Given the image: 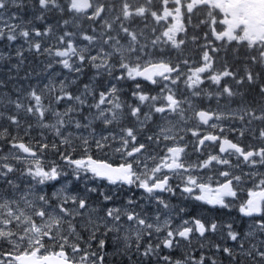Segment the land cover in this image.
Segmentation results:
<instances>
[{
  "label": "rangeland",
  "instance_id": "rangeland-1",
  "mask_svg": "<svg viewBox=\"0 0 264 264\" xmlns=\"http://www.w3.org/2000/svg\"><path fill=\"white\" fill-rule=\"evenodd\" d=\"M4 1L5 0H0V6L4 4ZM54 1L56 2V0ZM193 1L195 3H198L200 0H193ZM6 2L10 4L11 0H6ZM58 5L59 7L61 6L60 2H58ZM48 7L50 9L49 5ZM218 8L220 10H223V12L229 16V13L224 5H221ZM125 11L126 12L131 11L130 7H127ZM42 12H50V11L47 9ZM160 12L161 14L157 18V23L160 24L162 28V31L159 35L161 43L166 46L170 45L172 48L171 50H173V48L175 47H177L178 50L179 49L182 50V45L186 41V39H184L182 42L181 40H179L183 32L181 29L180 31H178L179 23L176 22V24H178V27L176 26V31L174 32H173V29L166 28L165 22L169 20L166 17L167 12L165 10H161ZM21 14L22 12L20 10H15L12 14L6 15L5 12L3 13V9L0 7V31L5 30L6 28H10V26L14 24L20 23V21L18 23H16V21L20 18ZM121 14L123 15V13ZM105 17L108 18V17H111V15L108 13L105 15ZM104 20L105 18H103L102 22H104ZM31 24H32V19L29 18V26ZM239 24H241L239 19L236 20V17H233V28H236ZM102 25L103 24H101L100 26ZM110 28H112V26H110ZM45 29L55 30V29H59V27L57 24H54V26H52L50 23L43 22L40 29H33L32 31L41 32V31H44ZM56 35L57 33L55 32V34L51 38L53 39L54 37H56ZM249 38L253 39V36H250ZM52 39L51 40L46 39V41H43L41 43V46L47 49L49 46V42L52 41ZM82 40H85V38ZM230 40H233V38L231 37ZM96 41H98V39H96ZM115 42L116 41H114V44ZM37 43L38 42H35L34 44L37 45ZM25 44L27 46H31L32 48L37 49L36 46L32 43V37L30 34H29V38L25 40ZM114 44L110 45V50H103V48L99 46L95 47V50L98 52L96 59L98 60L101 69L105 67L107 68V70H104V72H107V73L113 72L118 66H120L121 69L119 70L117 75L120 76L122 79H131V73L134 70L139 69L145 65L155 64L156 62H158L157 58H154L152 55L146 54L144 56V53L141 52V55H140L141 63H140L139 56L136 55L135 52L133 54V51L130 49L128 45L126 46L124 44H120L116 42V45L114 47ZM81 49L82 47L77 50L79 51ZM217 55L218 54L216 50L212 54H209V51H205L204 53H202L201 56H199L197 61L192 60V62H189L190 68L187 72H185L186 73L185 75L179 74V76L177 75L172 78L168 77L163 82H157V86H161L162 89L159 91L160 105L155 106L154 111H157L160 122L161 123L164 122L161 125L159 123L160 127L164 126L165 128H168L171 130L170 133L166 132V137L170 138L175 132H181L184 130L186 123L188 122V120L185 118V109L189 110L188 113L193 112V108L191 106L192 101L189 99L196 98L195 95H192V91L194 90L195 83L199 81V75L202 74V70L204 68L207 69V71L209 70L210 67H207V64H212V67L209 73L213 75L217 72V70L213 68V64H217L219 61L222 60V58L220 56L217 57ZM125 57L127 58L125 59ZM47 58H48V55H47ZM70 59L71 58L68 57L67 54L64 55L61 53L54 52L48 58V60L49 62L50 61L53 62V64H55L58 67L57 71L52 72L50 68L46 70L44 68L43 70L38 69L36 74L29 76L27 78V82L34 81V84L38 83L39 80L43 78L45 86L47 87V85H50L47 91H40L38 93L36 90H33L28 94L32 99L31 104L28 107L30 110L36 107L35 111L41 112L40 111L41 106H39V101L36 99V97L40 93H43V95L48 100H54L55 88H64V84L66 82L71 81L72 79L70 78L71 74L68 72L69 67L65 65V63H67ZM111 59H116V60L120 59L119 65L117 66L115 62H111L110 61ZM41 72H42V75L37 80ZM254 72L255 73L258 72L259 74H257V77L262 78L264 80L261 72H259L258 70L256 71L254 70ZM203 77L204 79L212 78L216 80V78H213L207 75ZM182 78L184 80V85L190 91V94L188 95L189 97H184L186 100H180L179 102H177L179 98H176L175 96L176 92H174L171 89V87H174V84L177 83L178 81L182 82ZM167 89L170 90L169 93H167L168 91ZM116 91H118V89L114 88V80H112L109 88L107 86L106 91L104 93H102V90L99 89L95 93H93L92 91L93 95H91V98H89L85 94L82 96L83 98L80 100L77 98H72V103L73 105H75V107L73 109L74 113L70 116V118L67 119V121H65L67 118L66 116H68V114L70 113V108L66 107V114L62 120H58V125L56 123L53 124L51 122L50 124H47L45 126L47 129H44V131H46L47 133L48 132L50 133V136L54 140V143L59 144L61 146L60 148L61 150L63 149L69 150L67 153V156H63L62 152H61V156L64 159L63 161H68L69 164L68 165L65 164L68 167V170H70V165L71 167L75 165L72 176L59 172L61 171V169H60V166L58 165L55 167L52 166L51 170L44 171L43 169H41L42 163L40 162L42 160L40 158H37L35 156H26V155L21 156L17 154L15 150L10 151V149L4 148L6 150V153L3 152L0 154V164H2V161H4L5 163H11L12 166L10 167L6 165V167H3V168L0 167V176L4 174H7V175L13 174L16 177V179H13V182L5 184L4 186H2V188L0 187L1 189L0 190V215H2V219H1L2 223L8 222L10 227L17 230L19 225L21 224L27 225V223L29 222L27 221V219L22 217L24 214V210H28V212L33 213V208L35 209L36 216L37 214L45 213L42 207L46 209V212L48 213V215H51L50 211H55L52 209H56L58 210V213H61L62 210H60V208H51L48 204H46V202H45V207H44V201L41 204V200H40V198L41 199L43 198L40 197L39 195L46 190V186L48 182H50L49 188L51 190H52V186L55 184L54 194H55V197L58 198V200H56L58 204H60L62 200H64L65 198V196L63 197L62 195L68 194V192H71V185L75 181V178L78 177V175L75 174L76 169L78 168V170L82 172L86 171V169L82 168L81 165H78L75 163V161L77 159L80 160V158L72 157L74 150L79 151L81 155L83 154L86 156H90L89 152L91 150L96 152L106 146L108 148L109 156L114 157L116 156V152L118 151V148L121 150L127 148L121 145V143H126L127 140L128 142L131 141L132 136L129 135L130 131L128 132L127 130L125 132L118 131L117 133H109L107 130L108 124H109V128H113L116 124H118V120H119L118 119L114 121V119L117 118L118 111H119L118 106L116 104L118 100V96H116V93H115ZM181 91L179 90L177 93H182ZM241 99L245 101L243 98ZM56 100H59V98L56 97ZM86 100L93 101V103L92 105L87 104L86 112L81 113V115L79 116L80 104L82 102H85ZM262 101H263V97L259 96L256 100L255 99L252 100L251 103H248L246 101L245 102L249 105H256ZM181 102L185 103V107L184 105L180 104ZM19 108L20 107H17V109ZM231 112L232 113L228 114L227 118H233V110H231ZM50 116L51 118L56 119L54 115L50 114ZM38 118H40V116H37V119ZM221 118L224 119L222 115L221 117L219 116L218 119H216V121L219 120L218 122H220V124L216 123L214 125H211L210 127L220 126L219 127L220 129L228 130L229 128L227 127V125L233 124V122L224 123L221 120ZM180 120H182V123H180ZM147 121H151V120H147ZM11 122L16 123L17 121L11 120ZM35 122L39 124L38 121H35ZM96 122H100L101 124H103L104 127L101 128L100 130L94 129L93 125ZM156 128L157 127H155V129ZM52 129H55V130H52ZM246 129L247 127L240 128L238 124H234L231 130L235 132V131H241V130L243 131ZM2 143L3 142L0 138V145H2ZM136 148L137 146L131 147L129 149L135 150ZM0 151L2 152L1 149ZM134 159L136 160L137 157H135ZM60 165H62L61 167L64 166L63 164H60ZM221 165L222 167L226 166V164L223 163V160L221 161ZM20 168H23L24 170H21ZM0 180H2L1 177H0ZM27 184H29L30 186ZM9 188H12V189L14 188L16 191H19L18 194L16 193L17 194L16 197L14 196L13 198L4 197L7 194L6 190H8ZM21 188L25 189V191L23 192ZM30 193L34 194L36 197L39 196V199L37 198L34 200ZM124 195H125V200H126L128 195L126 193ZM111 197H114V196H111ZM18 202L23 207L16 209V207L19 204ZM126 205L127 204L124 201V206ZM127 208H128V205H127ZM30 228L31 229H26V231H28V234H29V236L27 237V241L29 245H34L35 242L37 241L38 234H39V237H38L37 242H39V238L41 235L40 230L42 229V227L35 223H31ZM6 231L7 230L3 228V226L1 225L0 238L5 239V236L7 234ZM70 231H71L70 229H67L64 233L66 235H69ZM214 232L216 234V237H219L220 239L224 238L225 241L230 235L228 230L215 229ZM10 234L14 236L16 233L14 234L10 233ZM12 240L16 241L15 247H17V244L21 241L19 237L13 238ZM244 242L245 241L238 239V237L235 236V233L233 231V264H239V262L241 264H245L243 263V261L241 262V260H243V257L247 255V253L243 252L244 249L242 248V245L245 244ZM33 248L36 249L35 247ZM214 251H215V248L211 250L212 253H214ZM113 254L116 256H119V258L121 256L124 260L128 261V256L122 253L120 250L114 251ZM135 263H140V259H138V257H136ZM190 263L200 264L198 263L197 260H194L192 258L190 259Z\"/></svg>",
  "mask_w": 264,
  "mask_h": 264
},
{
  "label": "flooded vegetation",
  "instance_id": "flooded-vegetation-1",
  "mask_svg": "<svg viewBox=\"0 0 264 264\" xmlns=\"http://www.w3.org/2000/svg\"><path fill=\"white\" fill-rule=\"evenodd\" d=\"M150 1L146 0L144 5ZM101 3L99 2L98 5L102 8V14H107L111 6L115 5L112 0H105V2L101 0ZM167 6L164 2H161V8L167 12L166 17L172 19L173 13L166 9ZM169 6L171 7V5ZM93 13H95V9L90 14ZM125 15L127 17L129 14L126 13ZM95 23L101 22L95 21ZM216 132L220 131H215L214 133ZM208 136L217 137L218 141L223 140L218 135L208 134ZM143 139L153 141L151 137ZM136 140V138L132 139L133 142ZM241 147L244 151H252L254 153L252 158H260L261 147L249 143H244ZM175 148L179 149V151L174 155L172 151L163 150L160 151L161 155L156 159L151 158L144 161L139 159L137 162L131 161L127 163L132 169V182L129 185L122 182L111 183L103 179L100 180L95 176V173L89 170L88 175L85 177V185L75 186L73 191L81 199L79 200L80 208L72 209L70 214L71 238L74 246L70 251H65L68 261L73 264H138L133 260V258L136 259L137 257L134 255L137 253L135 248L142 245L147 248H153L157 244H161L162 247L164 245L168 250L178 247L182 244L178 238V231L190 229L193 232L194 223L200 220L206 228L205 236L208 234L209 237H216L215 232L212 231L214 228L212 223L216 204L222 200L221 198L209 205L208 209L205 207V202H199L200 205L193 212H188L186 216L174 214L168 217L164 215L156 217V200L163 196L150 190L153 184L164 179H168L169 186L173 183L174 178L171 171L179 169V167L174 165L176 161L182 162V157L179 154L182 153L181 147L175 145ZM216 150V145H205L201 152L202 154H215ZM132 151H129V155L136 156V152L133 153ZM118 153L119 156H124V153L120 150H118ZM143 153H146V150H143ZM237 157L239 158L238 155ZM230 159L232 160L233 158L230 157ZM169 167L173 169L168 171ZM218 185L207 187L209 195H205V197H207L208 202L213 197H216L215 191ZM175 187L178 190L181 189L178 184ZM125 193L128 195L126 200ZM174 196V189L169 188L166 195L169 206L174 205ZM124 201L128 208L124 206ZM262 214H264V202L260 215L246 219L248 223L247 240L249 239L251 251L256 248L259 252V257L256 261L260 264H264V218ZM164 217L167 218V229L162 232L158 240L153 226H156L158 219L163 220ZM45 222L46 218L39 221L43 226L46 225ZM231 224V226L226 227L230 234L227 240L225 241L224 238H221L218 243H222L223 240L224 244H233V221ZM255 228L257 231H254ZM43 236L47 237L46 243H43ZM57 236V233H53L52 236L42 234V248L50 244L52 240L57 239ZM189 238L195 239L196 235L192 233ZM167 243H169L168 246H166ZM57 248L54 247L53 249ZM116 250L126 254L128 261L121 256L119 258V256L114 255L113 252ZM5 252L0 259V264H9L7 261L13 256L12 246L5 249ZM48 253H52V251ZM152 254L155 255V251H152Z\"/></svg>",
  "mask_w": 264,
  "mask_h": 264
},
{
  "label": "trees",
  "instance_id": "trees-1",
  "mask_svg": "<svg viewBox=\"0 0 264 264\" xmlns=\"http://www.w3.org/2000/svg\"><path fill=\"white\" fill-rule=\"evenodd\" d=\"M23 1H24V5H22L21 7L19 6L16 9L20 10L24 14L28 9V7L31 5V2L29 3V0H23ZM50 15H44V18L47 21H51L52 19H54V17L51 18ZM29 18L32 19V24L29 26L31 31L33 29L41 28L43 18L42 16L39 15L38 12L29 15ZM201 27H203V25H198V26L188 25L186 35L190 34V36L187 38L189 39L187 45H189L191 51L188 53V55L181 52L184 59H189V58L198 59L199 49L196 46V44L194 45L195 42L191 40V35H198V33H200L203 37V40L204 39L207 40L204 32V28ZM191 33H195V34H191ZM236 36L237 38H240V35H238L237 33ZM235 43H233V46ZM210 45H211L210 43L206 42L205 47L207 50L210 47ZM218 45H220L221 46L220 48L223 49V51H221L220 54L223 55L224 61L228 59L227 63L228 62L230 63L231 69H229V72L232 73V71H234L237 74L234 75L233 77L235 79L233 81L234 95L235 96L238 95V97L243 98L248 103H251L252 100L254 99L256 100L259 97V95L260 96L262 95V87L260 86L261 83L259 82V78L252 76L253 77L252 80L255 81L251 83L248 81L246 77H242V76H241L242 78L240 77V74L242 73L240 72V69L243 68L246 70L249 67L248 62H245L244 59L247 58L245 56L246 48H251V47H249L248 43H246L245 41L241 42L240 44H237L235 46L237 50L233 52V56H231V54H229L230 50L233 49L231 47V43L224 42ZM42 50L45 49L43 48ZM43 57H44L43 52H40L38 50L33 51L30 49V47L24 46L23 48H15V47L7 46V40L2 39L0 37V138L3 142V145L4 146L6 145L7 147L11 144V142H14V139L20 137L21 141L24 144L28 146L38 147L39 152H41L43 156L47 157L48 160L60 161L62 160V156H59L57 152L59 151V149L51 148L48 144V143H50L51 145L54 144V140L50 136V133L49 132L47 133L46 131L40 129L36 125L34 120H32L31 117L24 116L26 113H28L27 110H25L24 108H23L24 110L22 108L17 109L18 105L22 106L23 104L24 106H26L28 104L27 100H31V97L28 94L31 91L36 90L39 93L40 91H47L49 89L50 85H47L46 87L43 78L40 79L39 82L36 84H34V81L27 82V78L29 76L36 74V72L38 71L40 65L43 62ZM177 65H180V62L177 63ZM254 70L256 71V69ZM257 74L259 73L258 72L255 73L256 76ZM41 75L42 72L40 73L37 80L41 77ZM87 76L88 75H84L82 76V78H80L81 80L79 81L81 84H84L86 82ZM6 113H9V115H11L12 117H15L14 115L16 113H24L23 116L18 117V120H20L23 123L20 126L12 127L13 125L3 118L7 116ZM126 125H130V123ZM41 141H47V142L41 143ZM61 152L63 154L64 153L67 154V150L63 149L61 150ZM38 158L42 159V156L38 155ZM10 175L11 174H9V182H13V179H16V177L15 176L10 177ZM4 181L6 182V179H4ZM4 185L5 184L0 183L1 188Z\"/></svg>",
  "mask_w": 264,
  "mask_h": 264
},
{
  "label": "water",
  "instance_id": "water-1",
  "mask_svg": "<svg viewBox=\"0 0 264 264\" xmlns=\"http://www.w3.org/2000/svg\"><path fill=\"white\" fill-rule=\"evenodd\" d=\"M79 0H73V4L76 5L78 10L84 9L88 7L87 1L82 0V3L79 4ZM207 2L212 0H206ZM215 1H223V0H215ZM230 2L229 9L233 13L241 12L244 18L246 19L247 25L254 33L263 32L264 34V0H227ZM169 69L164 68L162 66H149L142 70L139 73V76L142 80L151 82L153 77H162L164 74L168 73ZM212 117L211 115H206L204 113H199L198 118L203 122L208 118ZM97 169L104 171L105 169H109L104 164H97ZM104 168V169H103ZM105 177H113L111 172H104ZM186 234V233H184ZM183 234V235H184ZM20 264H40L39 261L35 260L34 256L23 258ZM58 264V263H57Z\"/></svg>",
  "mask_w": 264,
  "mask_h": 264
},
{
  "label": "bare ground",
  "instance_id": "bare-ground-1",
  "mask_svg": "<svg viewBox=\"0 0 264 264\" xmlns=\"http://www.w3.org/2000/svg\"><path fill=\"white\" fill-rule=\"evenodd\" d=\"M38 13H39V15L40 16H42V18H43V22H47V23H50L52 26H54V24H55V22H56V14H54L52 11H50V12H42L41 10H38L37 11ZM51 14V15H50ZM44 15H50L51 16V18L52 17H54V19H52L51 21H47L45 18H44ZM42 22V23H43ZM42 26V25H41ZM55 31H58V29H55ZM41 49H43V46H41ZM45 49V48H44ZM46 50V49H45ZM244 61L245 62H248V59L247 58H245L244 59ZM49 69V68H48ZM50 70L51 71H57V69H55L54 68V70H53V68H50ZM245 71V69H240V72H242L241 74H240V76L243 74V72ZM84 75H88V76H90V72H89V70L87 69V68H83L82 69V71H81V73H80V77H79V80H81L80 78H82V76H84ZM72 74H71V76H70V78H72ZM88 76H87V79H88ZM86 79V80H87ZM259 82L261 83V84H264V80L262 79V78H259ZM260 96V95H259ZM75 153H79V151H76ZM37 158H38V156H37ZM48 161H55V160H48ZM5 165H7V166H12V164L11 163H7V164H5ZM12 176H14L13 174H11L10 175V177H12ZM1 178H2V180H0V183H3V184H8V183H10L9 182V174L7 175V174H4V175H2V176H0ZM4 179H6V182L4 181ZM126 207H127V205H126ZM146 264H148V263H146Z\"/></svg>",
  "mask_w": 264,
  "mask_h": 264
}]
</instances>
